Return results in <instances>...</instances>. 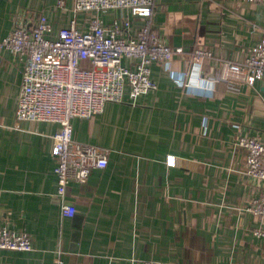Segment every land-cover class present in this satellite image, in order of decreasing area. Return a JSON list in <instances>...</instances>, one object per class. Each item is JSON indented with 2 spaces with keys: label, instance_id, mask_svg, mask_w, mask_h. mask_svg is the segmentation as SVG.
Returning <instances> with one entry per match:
<instances>
[{
  "label": "crops",
  "instance_id": "crops-1",
  "mask_svg": "<svg viewBox=\"0 0 264 264\" xmlns=\"http://www.w3.org/2000/svg\"><path fill=\"white\" fill-rule=\"evenodd\" d=\"M0 0V43L44 14L49 37L73 19L75 0ZM118 23L134 39L146 20L129 9L79 13ZM151 26L184 53L169 69L151 65L157 89L132 102H110L72 121L73 138L107 151L108 166L71 182L63 217L51 122L17 119L24 72L20 55L0 47V228L28 233L33 250H0V264H264V220L248 211L260 188L247 174L242 137L264 143V80H221L226 62H242L264 40V4L245 0H155ZM197 49L211 53L200 90L182 88ZM123 64L135 69L136 61ZM195 71H198L196 69ZM170 158L175 164H170Z\"/></svg>",
  "mask_w": 264,
  "mask_h": 264
},
{
  "label": "built area",
  "instance_id": "built-area-1",
  "mask_svg": "<svg viewBox=\"0 0 264 264\" xmlns=\"http://www.w3.org/2000/svg\"><path fill=\"white\" fill-rule=\"evenodd\" d=\"M155 0H75L73 19L69 27L60 30L58 37H49L52 26L44 14L39 15L30 28L17 26L0 43L1 48L12 50L22 57L24 72L17 102V119L30 122H51L59 126L53 137L52 154L57 160V197L63 217H73L76 208L65 202L71 182L84 184L94 169L108 166L107 151L99 146L81 143L73 138L72 121L91 119L104 112L110 102H122L125 91L135 102L140 96L157 89L152 79L151 65L170 67L174 57L184 53L182 48L165 44L153 30L151 20ZM264 4V0H245ZM63 0L59 6H64ZM129 9L135 16L146 20L134 39L122 37L124 27L118 23L105 27L97 17L89 20L88 30L77 28L76 16L85 12ZM211 53L197 49L190 65L179 81L182 88L200 90L199 78ZM124 59L136 61L135 69L123 64ZM198 69V71H195ZM196 76V75H195ZM243 80L253 86L264 80V40L253 47L242 62H226L221 80ZM247 152V174L260 188V196L253 200L248 211L264 220V143L256 138L242 137L238 141ZM170 164L175 160L170 158ZM255 236H263L257 230ZM0 250L30 252L32 238L28 233L0 228ZM57 264H63L58 260ZM142 264H157L143 261Z\"/></svg>",
  "mask_w": 264,
  "mask_h": 264
}]
</instances>
